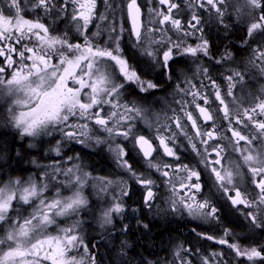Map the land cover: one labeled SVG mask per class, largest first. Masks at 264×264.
Returning a JSON list of instances; mask_svg holds the SVG:
<instances>
[{
  "label": "snow or ice",
  "instance_id": "1",
  "mask_svg": "<svg viewBox=\"0 0 264 264\" xmlns=\"http://www.w3.org/2000/svg\"><path fill=\"white\" fill-rule=\"evenodd\" d=\"M208 20L242 33L239 66L218 71L236 60L211 54ZM261 81L264 0H0V101L15 129L11 149L0 144V264H102L85 216L127 233L126 212L144 209L196 221L232 264H264ZM17 137L48 145L26 178L12 174ZM73 144L116 173L89 171ZM137 190L141 206L126 207ZM172 256L228 264L194 245Z\"/></svg>",
  "mask_w": 264,
  "mask_h": 264
},
{
  "label": "trees",
  "instance_id": "2",
  "mask_svg": "<svg viewBox=\"0 0 264 264\" xmlns=\"http://www.w3.org/2000/svg\"><path fill=\"white\" fill-rule=\"evenodd\" d=\"M208 24V26L211 27L210 36L215 50L221 53L227 48L232 50L231 52L235 50V53L238 55L241 54L235 45L239 43L242 33H237L235 30H232L226 35L223 29L219 28L214 21H211ZM242 57L245 59V54L242 55ZM237 59L241 60V55L237 57ZM162 88L166 89L168 92L169 85L165 82L162 84ZM158 93L161 94L162 91ZM4 111V104L2 103L1 105L0 103V144L11 149L14 142L13 134L15 133V129L7 126V122L4 118ZM27 141L28 140L21 141L18 137L15 140V147L19 150L23 159L18 163L19 158L15 156L14 152L12 153V168L17 169V171L12 172L13 175L23 176V172L28 166L33 165L30 163L33 158L39 163L38 158L40 155L35 152L38 151L36 150L38 142L36 148H29V142ZM21 145H23V147H21ZM39 146L40 149L48 147L47 144L43 146L39 144ZM83 154L86 156L83 160L89 166L88 170L94 169V173L97 175L108 170L107 159L103 155H97L95 153ZM7 155L8 153L0 151V164L5 163ZM34 169L35 168H32L31 171ZM8 171L11 172L12 169L9 168ZM162 217L163 219L156 222L145 221L144 218L141 217L142 221L140 220L136 227H129L127 233L119 234V238H113V236H109L108 234L96 237L94 244L96 245L95 251L98 261H101L102 264H148L152 261L159 260L164 252L175 246L177 240H181V242L188 240L180 230L179 226L168 223V218L165 215ZM144 224H147L148 227H143ZM237 231H239V229H237ZM86 233L89 236L93 235L92 232L89 231ZM102 237L103 239L105 238V240H103ZM91 247L92 245L89 244L90 249Z\"/></svg>",
  "mask_w": 264,
  "mask_h": 264
},
{
  "label": "flooded vegetation",
  "instance_id": "3",
  "mask_svg": "<svg viewBox=\"0 0 264 264\" xmlns=\"http://www.w3.org/2000/svg\"><path fill=\"white\" fill-rule=\"evenodd\" d=\"M211 21H213V20H211ZM211 21L208 20V22L205 24V30H206V35L208 36V38L210 39V41L212 43L211 36H210V28L211 27L208 26L209 25L208 23L211 22ZM236 45H235V47H237ZM210 51H211V54L214 57L219 58L220 54L223 53L225 50L223 52L219 53L217 50H215L213 48V45H212ZM230 51H232V50H230ZM233 54L235 56L236 63L235 64L225 65V66H221V67H219L218 71H220V72L224 71L225 67H236V66H239L247 58V53H244L245 56H246L245 59H243V57H242V55H244V54L243 53L240 54L241 55V60L237 59V57H239L240 55L235 53V50L233 51ZM189 74H191V73H189ZM213 75L215 77L216 74L214 73ZM168 89H169L168 92H170L171 88L169 87ZM159 94L160 93H158V92L156 93L157 96ZM126 96H127V94H126ZM159 96H165L166 97L165 91H162V93ZM128 98L135 99L136 97L132 96V97H128ZM149 99H151V98H149ZM162 107H163V105L157 106V111H159L160 108H162ZM75 145L81 149L80 145H78V144H75ZM86 153L93 154V151L87 150ZM84 157H86V156H84ZM84 157H82V158H84ZM107 164H108V170H106V171H104L102 173H99V176H109V175H114L116 173V170L114 169V167L112 166L111 162L108 159H107ZM140 195H141V193L137 190V191H135V194L132 196V198L130 200L128 198H125L126 207L129 206V205L131 207H137V208L140 207L141 206L140 205ZM161 207H163V205H161ZM164 215L168 218L167 219L168 223L174 224L176 226H179L180 230L182 231L184 236L186 238H188V240L182 241V242H181V240H177L175 246L172 247L170 250L164 252L163 255L161 256V258H159V260H156V261H152L151 260L152 262L148 263V264H155V262H157V261H159L160 264H171L172 259H173L172 253L175 251V248H176L177 244H183L185 247H190V246L194 245L196 248H199L201 250V252H205V254H207L208 251L223 250L225 252V259L228 261V264H232V261H231V258H230V254L225 249V246L214 245L213 242H211V241L199 240L198 237L192 231L194 228H196L197 222L196 221H191L187 217H183V216H175L174 217V216L166 215V214L158 215V214H156L155 209L153 211H151V212L148 211L147 209H144L143 211L137 212V213L126 212L125 219L123 220V223L127 224L129 227H131V226H135L136 227V225L138 224L137 220H139V221L141 220L142 221L141 217H143L145 221L156 222V221H158L160 219H163L162 216H164ZM224 226L231 227V225L228 224L227 221H224ZM119 228H120V223L117 222L116 227L110 229L111 233L109 234V236H113V238L114 237L119 238V234L120 233L123 234V232L119 231ZM204 230H205L204 228H196L197 232L204 231ZM216 234H218V233H216ZM102 239H103V237H102ZM103 240H105V238Z\"/></svg>",
  "mask_w": 264,
  "mask_h": 264
},
{
  "label": "rangeland",
  "instance_id": "4",
  "mask_svg": "<svg viewBox=\"0 0 264 264\" xmlns=\"http://www.w3.org/2000/svg\"><path fill=\"white\" fill-rule=\"evenodd\" d=\"M260 83H264V81H261ZM259 86H260V84H257L256 85V88H257V90H258V88H259ZM133 99V98H132ZM0 103H1V105H2V103L4 104L5 102H2V101H0ZM27 140V139H26ZM27 142H29V141H27ZM44 148V147H43ZM71 148H72V150L73 151H67V148L65 149V151H67V154L68 155H73L74 154V152H78V153H80L81 154V156L82 157H84L85 156V154H83V153H86L87 152V150H90V149H86V148H82L81 147V149L79 148V147H77L75 144H73V145H71ZM29 150H31V149H29ZM36 150H38L39 151V153H38V151H35L36 152V154H39L40 155V157L38 158V161H39V163H48V159L47 158H45L44 156H43V152L44 151H46L47 150V148H45V149H40V146H39V143H38V146H37V148H36ZM92 151V150H91ZM94 153V152H93ZM32 168H35L33 171H31V169ZM37 171V169H36V167L35 166H28V168L23 172V176H20V177H24V178H26L28 175H30V174H34L35 172ZM89 171H91L90 169H89ZM95 174V173H94ZM95 175H97V174H95ZM91 192V189H87L86 190V195L87 194H89ZM90 199H95V197H91L90 196ZM102 204H103V206H107L106 205V203H104V202H101ZM98 214V213H97ZM158 215H160V214H158ZM85 218L90 222V223H92V225H93V228H94V230H92V229H89V227H88V224H85V226H84V229H85V234H86V241H87V238L89 237V235L86 233L87 231H89V232H92V236L91 237H101V236H103V235H109L110 233H111V231L110 230H107V231H105V230H101L97 225H96V223H95V221H93L92 220V215L91 214H87L86 216H85ZM95 240V239H94ZM92 241V244H94L95 243V241ZM91 244V245H92Z\"/></svg>",
  "mask_w": 264,
  "mask_h": 264
},
{
  "label": "bare ground",
  "instance_id": "5",
  "mask_svg": "<svg viewBox=\"0 0 264 264\" xmlns=\"http://www.w3.org/2000/svg\"><path fill=\"white\" fill-rule=\"evenodd\" d=\"M101 175V174H100Z\"/></svg>",
  "mask_w": 264,
  "mask_h": 264
}]
</instances>
